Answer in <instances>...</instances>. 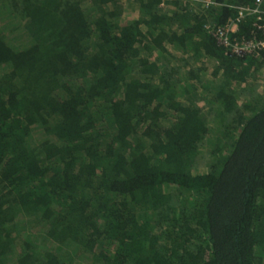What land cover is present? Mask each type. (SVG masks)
<instances>
[{
	"label": "trees",
	"instance_id": "1",
	"mask_svg": "<svg viewBox=\"0 0 264 264\" xmlns=\"http://www.w3.org/2000/svg\"><path fill=\"white\" fill-rule=\"evenodd\" d=\"M251 41L264 0H0V264H264Z\"/></svg>",
	"mask_w": 264,
	"mask_h": 264
},
{
	"label": "built area",
	"instance_id": "2",
	"mask_svg": "<svg viewBox=\"0 0 264 264\" xmlns=\"http://www.w3.org/2000/svg\"><path fill=\"white\" fill-rule=\"evenodd\" d=\"M261 1L262 0H257L258 3H261ZM256 11H259V9H257V8L256 9H252V8H249V7L240 8L239 17L237 19H239L240 17H243V16H245V15L251 13V12H256ZM233 25L236 26V28H237L236 22H233V23L229 24L225 28H218L219 31H220V40L224 41L225 44H227V45H230V42L227 39L226 34H227L228 31H230V29L234 30L233 29L234 28ZM232 46H233V50L235 52H238L239 54H245L247 52H252L256 48V46L264 47V41L259 43V45H258V43L256 41L244 42L243 44H240V43L236 42Z\"/></svg>",
	"mask_w": 264,
	"mask_h": 264
},
{
	"label": "rangeland",
	"instance_id": "3",
	"mask_svg": "<svg viewBox=\"0 0 264 264\" xmlns=\"http://www.w3.org/2000/svg\"><path fill=\"white\" fill-rule=\"evenodd\" d=\"M130 12H132V11H130ZM234 26V25H233ZM234 30L236 29V26H234V28H233ZM209 107H206V109H208Z\"/></svg>",
	"mask_w": 264,
	"mask_h": 264
}]
</instances>
